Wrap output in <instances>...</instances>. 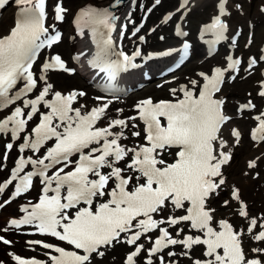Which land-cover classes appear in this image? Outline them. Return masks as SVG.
<instances>
[{
    "label": "snow or ice",
    "instance_id": "6c2138e0",
    "mask_svg": "<svg viewBox=\"0 0 264 264\" xmlns=\"http://www.w3.org/2000/svg\"><path fill=\"white\" fill-rule=\"evenodd\" d=\"M7 2L0 0V7ZM15 2L20 6L19 15L9 34L0 36V110L8 111L0 113V140L7 137L0 153V167L17 145L19 151L27 149L33 155L18 159L11 178L0 181V193L18 181L14 194L19 196L33 186L34 177L40 179L39 200L24 207L22 217L7 223L17 230L22 225L32 226L33 232L64 242L71 250L44 240H29V245L51 250L45 252L48 261L17 254H11L12 260L16 264H93L95 257H104L109 248L122 243L131 246L122 264H177L173 247L184 249L180 255L188 257L194 246L201 245L205 246L204 258L195 259L193 264H264V247L248 249L245 242L247 235L264 245V222L249 216L240 190L234 186L231 199L238 202L239 215L248 220L246 229L234 227L227 219L217 222L216 209L208 203L225 185L222 167L232 158L230 141L223 136V128L232 117L224 110L225 98L217 94L228 79L237 78L233 73L238 74L244 63L250 72L264 62V49L246 62L229 55L225 58L226 67L198 72L200 79H189L187 84L170 90L173 96L182 93V98L155 103L151 98L143 99L135 105V115L110 118V101L104 102V97L96 98L98 106L82 112L85 105L74 104L87 96L85 91L74 89L64 94L55 90L45 75L34 77L37 52L62 37L58 31L47 35L46 0ZM160 4L161 0H154L147 12ZM188 4L189 0H182L175 12L163 15V22L171 24L176 13L181 14V20L186 19ZM226 5L227 0H218V14L202 27V31L213 34V42L224 40L229 29L223 18L229 15ZM54 11L57 21L67 13L59 3ZM115 20L109 7H85L78 15L82 28L91 29L97 36V51L90 63L99 70L98 75L103 73L109 81L136 68L133 61L141 55L139 48L131 55L122 50L113 53ZM142 27H136L132 36L136 37ZM172 27L177 37L189 35L179 24ZM120 35L123 38L124 33ZM190 49L185 39L179 49L169 48L157 55L171 57L179 53L181 59H187ZM48 70L74 72L59 54L42 65V71ZM18 79L24 81L22 88ZM39 81H44L42 88ZM259 85L258 95L264 98V72ZM34 89H38V94ZM29 94L34 98H29ZM255 107L249 99L237 111ZM117 112L122 113L123 109ZM256 119L259 124L251 130L252 138L264 142V113ZM102 120L107 122L98 126ZM137 120L144 124V143L128 146L123 143L127 139L125 131L136 129ZM230 134L238 144L239 130L233 128ZM130 135L139 138L141 131L133 130ZM170 150L175 153L172 162L166 159V155H172ZM25 165L33 166V170L24 171ZM248 167L255 168L256 161H250ZM223 204L230 206V201ZM169 209H181L185 214L165 217L163 214ZM217 223L218 229L214 227ZM182 224L203 235L185 233ZM3 231L7 234L8 228ZM0 243L11 245L12 241L0 235Z\"/></svg>",
    "mask_w": 264,
    "mask_h": 264
},
{
    "label": "rangeland",
    "instance_id": "374dc122",
    "mask_svg": "<svg viewBox=\"0 0 264 264\" xmlns=\"http://www.w3.org/2000/svg\"><path fill=\"white\" fill-rule=\"evenodd\" d=\"M87 0H63L64 5L69 8V14L75 9L76 6L86 2ZM150 0H145V5ZM212 0V7H213ZM173 2V4H175ZM236 4H240L241 9H237L235 7ZM228 12L229 15L226 16V19L229 24V34L227 42L221 46L219 52L209 59L203 61L199 66H193V61H189V63L185 66L184 70L180 73V75L176 76V83L172 85L171 88H177L182 79H184L185 75H197V70H203L207 72L212 65H225V58L228 55L236 56L239 55L242 62H245L247 58L250 56L258 57L260 55L261 49L264 47V0H229L228 4ZM165 7L156 9L158 11L157 17L163 12ZM211 14L210 10L201 8L198 11H191L187 15L186 19V27L188 29L195 28L197 29L199 23L208 20L209 15ZM5 18L8 22L11 21V17L9 15V7L4 10V14L2 18ZM254 19H257L254 21ZM66 30L64 31V36L68 34L67 25L65 24ZM169 32L172 31V25L169 27ZM251 40V43L249 41ZM64 42V40H63ZM264 66V62H260L258 66H255L250 72L246 71L245 63L243 67L240 69L239 73H233L237 75L235 80L228 79L225 82L222 91L220 93H229L226 95V104L230 112L236 116L240 117L233 118V122L236 124L237 128L244 131V134L240 137L239 146L237 147L238 153L241 154V158L237 165L233 166L232 169V177L237 175L240 178H245L249 180L246 183V192L242 193L241 199L244 201L246 206L248 207V202L250 203V210L248 211L250 216L260 217L264 221V142L253 143L248 139V129L250 126L254 125L257 121L256 117L260 116L261 113H264V98H261L258 95V91L260 89L259 82L262 78L259 68ZM55 76H61L65 80L74 81V76H67L62 72L54 73ZM155 83L154 91H146L141 93L135 98L140 96H149L153 95L154 98L160 96L158 93L170 92L169 84H157V82H152L148 85L150 88ZM187 84V83H186ZM251 100L253 104H255L254 109H247L243 112H238V106L240 104L247 103L248 100ZM134 102V100L126 101L125 103H129L130 105ZM109 111H115L119 108H122L120 104L115 101L110 106ZM130 141H134L135 137L129 139ZM246 152L249 157L242 158L243 154ZM259 155H261L259 157ZM256 161L255 168H249L248 164L250 161ZM245 170V173L243 172ZM259 180L263 181L261 185H259ZM230 192L229 188H225V190L219 191L216 194V204L213 206V209H216V212L219 211V208L226 209L223 201L229 200L230 206L231 204H235L239 207L237 201L231 199V197L227 198L225 195ZM0 219H3L0 215ZM236 222V221H235ZM241 229H246V219H242V223L240 222ZM250 239V238H249ZM264 245L259 244V242L250 239V241L246 244L248 249L252 247H257ZM121 245L117 248L120 251ZM6 248V247H5ZM5 253V251H4ZM124 254V253H123ZM122 254V255H123ZM3 258L0 255V259Z\"/></svg>",
    "mask_w": 264,
    "mask_h": 264
},
{
    "label": "bare ground",
    "instance_id": "6f19581e",
    "mask_svg": "<svg viewBox=\"0 0 264 264\" xmlns=\"http://www.w3.org/2000/svg\"><path fill=\"white\" fill-rule=\"evenodd\" d=\"M143 1L144 0H123L122 4H120V6L118 8H116V10L118 12H120V14L122 15V19H125L127 21L130 18V16H132L131 10H134V8H135V11H136L137 5L142 3ZM173 2H175V0H163L162 3L160 4V6H161V8L167 7V9H173L177 5V4H174V6H173ZM216 2H218V0H216ZM106 3H107V0H89L88 3H86V7L101 8L102 6H106ZM196 3H198V5L196 4L197 7L195 6L192 9L193 11L194 10L198 11L201 8L208 9V10L212 9V0H196ZM132 4H133V8L131 9ZM175 10H174V12H175ZM11 11L13 13V9H11ZM214 11L218 13V6H217V9L216 8L214 9ZM156 14H157V11L155 10L154 12L150 13V15H149V22H151V24H150L151 26H154L155 31L153 33H155V36H152L153 35L152 32L146 33V35L149 37V40H150L149 44L147 46H149V47L152 46L153 48H161V45H164V43L167 44L169 41H172V39L170 37L168 24H165L163 22V19H161V17L160 18L157 17ZM133 15H134V12H133ZM180 15H181L180 13H176V16H177L176 19H178L177 24L181 25V27H182V24L184 23L185 19L180 21L179 20ZM7 24H8V22L6 23L5 26L0 27V36L3 35L4 33H6L7 29L9 28V25H7ZM186 29H187V27H186ZM121 32L124 33L123 38L120 35ZM186 32H188L189 35L186 38L185 37L184 38L187 40H190L189 43L191 45L190 58H187L186 61H189V60L194 61L195 62L194 66H197V65H199L200 62L207 59V57H206L207 56V50H203V43L201 41L200 34L198 33L197 30H195L194 28H190V29H187ZM73 33L75 35H74L73 41H71V43H70V51L71 52L73 51V53H76V52H81L83 49H88V47L91 43L94 44V49L97 50V43H96L97 36H95L92 33L91 29L82 28V26L80 25L79 33L76 34V32H71V34H73ZM161 36H164L165 39L161 40L160 39ZM174 37L177 38L175 35H174ZM137 43H138L137 41H134V37L129 34V30L127 31V29L125 27H123L115 36L113 46H123V48H126L128 46H132L133 44H137ZM199 43L201 44L202 48H200L201 46ZM176 44L179 45L180 42L177 43V41H176ZM67 47H68V44L64 43L58 49L60 50V52H62L63 54L66 55ZM180 47H181V45H180ZM157 53H159V52L153 51L150 54V59L154 60L157 58H161V56L157 55ZM145 68H146V72L148 74L154 75L158 72V70L160 68V63H155V64L147 63L145 65ZM77 69H78V71H77L78 76L80 78H83L89 84L88 77L83 76L82 65L78 64ZM46 72L47 71H42V68H41L40 74H44L47 77ZM189 79H198V78L196 76H189L184 81L188 82ZM48 83H51L55 90L61 91L64 94H67L69 91H72L74 89L75 90H84V88H86V85L84 83H81L77 80H75L74 84H72V85L66 86L65 85L66 83H65L60 88V84L58 83V80L54 76H51L48 78ZM43 84H44V81L41 82V86H40L41 88H42ZM37 94H38V92H37ZM222 95L226 96L227 93L221 94V96ZM30 97L34 98L33 95H31ZM99 103H100L99 101H91V100H87V99L84 100L82 98H79V101L77 103H75L74 106L80 107V105H85V108L82 109V112H86V111L90 110L91 108L98 106ZM125 107L122 108L123 109L122 113L121 112H117V113L115 112L116 114H113V115H111V113H108L107 114L108 117H110V118L124 117L126 111H128V109H129V108L127 109ZM227 108H228V106H227ZM42 110H44V109H42ZM4 114H8V113H4ZM106 122H107L106 120L99 121L98 126L102 127V126H104V124ZM258 124H259V122H258ZM129 133H130V129L125 131V135H127ZM30 136H31V134H30ZM123 143L128 145V146H132V143L129 142L128 140L127 141L124 140ZM237 154H238L237 148H235V151L233 152L232 147H231L232 158L230 159V161L227 165H224L222 167V173H223V178L225 179V185H227L228 183L234 185L236 188H238L240 190V195H241V193L246 191V183L249 180H247L245 178H240L237 175H235L234 177H230L232 174L231 169L233 168V166L237 165V163L239 162V159L241 158V154L238 156H237ZM242 154H243V157L249 156L246 152H244ZM236 156H237V158H236V161L234 162V159ZM227 176H228V178H227ZM263 181L259 180V182H258L259 185H261L263 183ZM14 210H15V206L10 204L8 211L11 212ZM226 217L227 218H225V219L228 220L229 218H234V217L238 218V217H240V215H239V212L238 213L232 212V214H227ZM239 221H240V219H239ZM4 228H7V227L2 226V229H4ZM10 230L11 229L8 228V231H10ZM21 239H22L21 237L15 236L14 237V243L18 244L17 242H19ZM1 254H2V247L0 246V255ZM100 260H104L106 263H108V261H110L111 264H121L122 263L119 261L120 259H118V260L116 259L115 253H113L112 258L110 259L109 255H108V251H106L105 256L101 257Z\"/></svg>",
    "mask_w": 264,
    "mask_h": 264
}]
</instances>
